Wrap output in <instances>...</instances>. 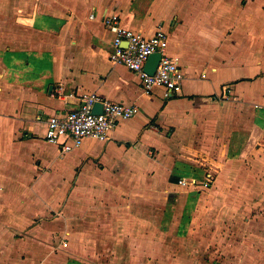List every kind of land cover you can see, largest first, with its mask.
I'll use <instances>...</instances> for the list:
<instances>
[{
	"label": "crops",
	"instance_id": "obj_1",
	"mask_svg": "<svg viewBox=\"0 0 264 264\" xmlns=\"http://www.w3.org/2000/svg\"><path fill=\"white\" fill-rule=\"evenodd\" d=\"M153 2L139 14L134 0H0V194L6 205L20 201L16 194L36 193L38 183L68 170L76 186L66 199L81 207L75 232L69 202L62 207L58 244L53 220L0 219V264L38 256L46 264H133L168 252L174 240L206 242L208 250L216 243L237 264H264V251L253 253L249 242L259 239L246 232L264 235L253 228L264 226V0L235 11ZM111 12L147 37L167 29V53L185 71L180 94L165 99L161 87L147 94L138 73L113 63V33L102 19ZM93 92L138 111L107 141L88 137L60 154L45 139L48 120ZM93 140L101 142L97 152L89 151ZM90 202L108 216L86 218ZM32 205L24 210L31 214ZM231 226L243 252L224 244ZM20 240L28 241L26 258L14 248ZM37 242L49 248L38 251Z\"/></svg>",
	"mask_w": 264,
	"mask_h": 264
},
{
	"label": "built area",
	"instance_id": "obj_2",
	"mask_svg": "<svg viewBox=\"0 0 264 264\" xmlns=\"http://www.w3.org/2000/svg\"><path fill=\"white\" fill-rule=\"evenodd\" d=\"M95 17V14L91 15V18ZM102 19L113 33L111 60L138 73L145 93L152 94L161 87L164 98L169 99L182 92L185 71L179 60L167 53L169 33L164 26L147 37L126 26L117 12L104 13ZM158 51L162 53L161 60L154 74H149L145 64L150 55ZM96 102L102 103L101 112L93 111ZM137 111L135 104L116 102L96 92L85 93L79 97L76 108L61 111L48 120L45 139L57 145L63 155L80 147L88 137L107 141L119 122L133 117ZM180 182L187 183L184 179ZM203 186L209 187L210 181Z\"/></svg>",
	"mask_w": 264,
	"mask_h": 264
},
{
	"label": "rangeland",
	"instance_id": "obj_3",
	"mask_svg": "<svg viewBox=\"0 0 264 264\" xmlns=\"http://www.w3.org/2000/svg\"><path fill=\"white\" fill-rule=\"evenodd\" d=\"M127 1H131V0H127ZM153 1L154 0H134V3L131 4V8L134 7L135 12L142 14L146 8H150L152 6V3H154ZM188 1H192V0H188ZM247 1L248 0H196L195 3H191V4H196L197 6L196 9H204L206 8V6L209 7L212 5L213 8H225V9L228 8L230 10L235 11L237 9H245V4H247ZM10 9L13 10V8H10ZM100 144L101 142L97 140L91 141L89 151L97 152L100 149ZM47 169L48 171L54 172V173L57 171H61L56 166L55 168L54 166L52 167L50 166ZM75 170H73V172ZM62 176L63 177L61 179V176L57 177L56 175H54L50 179L43 180L44 181L43 183H38L37 184L38 189H36L37 190L36 193L33 192L31 194H27V193L16 194V197H19L20 201L15 199L14 202H9V204L7 205L2 198L3 195L0 194V219L5 220L6 218H9L10 216L24 217L25 215H28V216H31L29 217V220H32V222L36 224H38L39 222H43V220L45 219L53 220V223H56L54 226L55 229H53V232H55L54 244L61 243V240H62V236H60L61 226H64V222H63L64 217L65 218L67 217L65 216V213L64 214L62 213V207L67 202H69L68 207L70 209V214L68 215L70 218L73 219V225H71V229L74 230V232L77 229L76 218H78L77 216L78 208L81 209L80 205H78L76 202L77 200L75 196L74 198L73 197L70 198L69 201H67L66 199V193L70 192L76 186L75 178H74L75 175H72V178H68L67 177L68 170H66L65 172H62ZM35 180H38V178H36ZM64 183H67V184H64ZM0 190L3 191L2 188H0ZM22 199H24L27 202L29 200L28 204L30 205L33 204L32 207L33 209H35V211H33L30 214L29 211L24 210L25 206H27L28 204H25L24 201H21ZM89 205L91 207L90 209H87L86 218H88L90 221L100 216L102 217L108 216L105 213L108 210H105L103 212L104 214H102V212L100 213L98 212V208H97L98 204L96 206V204L90 202ZM14 206L16 207L13 208ZM19 207L21 208V210L19 209ZM199 228L201 227L200 226L194 227L193 233H195V230ZM230 228H231V232H229V234L231 233V235L229 236V239H232V238L233 239L229 243L227 242L224 244L228 245L229 247H232L233 249H236V250L238 249L243 252L242 247H244V245L242 244H244V242H242L240 239L238 240L234 238L235 234H233L234 233L233 228L235 227L231 226ZM253 228L259 229V230L261 229V231L264 232V226H257V227L253 226ZM250 230H248V228L246 230V232L251 233L247 235V238L255 237L257 240L259 239V241L255 240V242L249 241L251 245L253 246V249L255 250L253 253H255L257 250L264 251V235L262 234V236H260L259 234L257 236H253L254 233ZM211 232H214L215 234L216 233L220 234V231H217V229H214V228L212 229ZM26 233H29L28 228L27 229L25 228L23 231H21L20 232L21 235L19 234V232L17 235H20V237H25L24 234ZM176 235L177 233H175V236ZM191 236L194 237L193 235ZM75 238L76 237L72 236L71 239L75 241ZM170 239L171 238L169 237V240ZM10 242L13 244L12 241ZM73 243L75 244V242ZM25 244H28V241L24 242L23 240H20L14 243V248L19 249L20 257L22 256L23 258H26L28 255L27 251L24 249ZM205 245H206V242L202 243L201 241L197 242L195 240L169 241L167 248H170V250L168 252H165L159 257H146V258L133 257L132 263L133 264H237L238 257L236 254L232 255L233 253L231 252L223 254L220 250L217 251V247H215V245H217L216 243H213L212 245L209 243V245L207 246V248L210 247L209 250L205 248ZM184 246H186V249L184 248ZM14 248L13 246L11 247L12 250ZM45 248L48 249L49 247L48 246L46 247L44 243L37 242L38 251L42 250L44 252ZM52 248L54 252V250H58L59 245H58V248L57 246L56 248L55 247H52ZM180 249L187 250L188 253L185 251L179 252ZM211 250H213V254H211ZM178 252L179 254L181 253L182 256H179L177 254ZM196 254L198 255L195 256ZM251 255H254V254H251ZM32 259H34L35 261L33 263L31 262L32 264H46L45 259L39 256L32 258ZM21 260H24V259H21ZM46 260L50 261L49 258H47ZM48 264H52V263H48Z\"/></svg>",
	"mask_w": 264,
	"mask_h": 264
},
{
	"label": "water",
	"instance_id": "obj_4",
	"mask_svg": "<svg viewBox=\"0 0 264 264\" xmlns=\"http://www.w3.org/2000/svg\"><path fill=\"white\" fill-rule=\"evenodd\" d=\"M161 57H162V53L160 51L155 52V53L150 55V57L148 58V60L145 64V70L149 74H154V72L156 71L158 64L161 60ZM93 111L96 113L101 112L102 111V103L96 102L94 105Z\"/></svg>",
	"mask_w": 264,
	"mask_h": 264
}]
</instances>
